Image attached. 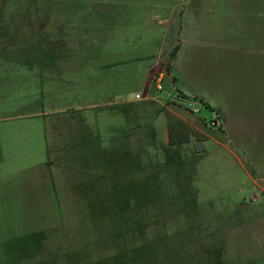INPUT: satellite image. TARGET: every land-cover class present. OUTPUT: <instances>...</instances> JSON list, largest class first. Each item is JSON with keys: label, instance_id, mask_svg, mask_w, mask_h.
I'll list each match as a JSON object with an SVG mask.
<instances>
[{"label": "rangeland", "instance_id": "obj_1", "mask_svg": "<svg viewBox=\"0 0 264 264\" xmlns=\"http://www.w3.org/2000/svg\"><path fill=\"white\" fill-rule=\"evenodd\" d=\"M146 102L205 150L171 152ZM123 239L264 264V0H0V264H117Z\"/></svg>", "mask_w": 264, "mask_h": 264}, {"label": "trees", "instance_id": "obj_2", "mask_svg": "<svg viewBox=\"0 0 264 264\" xmlns=\"http://www.w3.org/2000/svg\"><path fill=\"white\" fill-rule=\"evenodd\" d=\"M178 49H179V46H177L175 50L173 51V60H175L176 58V53ZM171 71H172L171 64H166V72L168 74L169 73L171 74ZM173 82L174 83L177 82V78L175 76L173 77ZM178 92L182 94V97L186 98V95L183 92L181 91H178ZM194 98H197V96H195ZM200 100L206 107L208 108L211 107L209 102H207L204 98H201ZM149 102H153V101L150 100ZM149 102H146V104L144 105V108H145L144 111H148L147 108L151 110V108L154 107ZM152 111L158 112V113L159 111H163L166 113V116L168 118V123H169V128L167 131V138H166L167 140L166 145H173L175 146L174 148L176 149L178 146L182 144L189 143L192 146H194L196 142L204 141L203 135L195 127H193L192 125H190L189 123H187L186 121L178 117L177 115L171 113L166 108L158 105L157 107L155 106L154 110ZM135 114L137 116L143 114V109L138 108ZM130 136L134 137V139H132L133 141L129 139ZM97 137L99 138L98 135ZM155 137H156V131L154 129L152 130L149 129L148 136H147V133L145 132V128L142 127L140 120H138V123L136 125L128 129L124 133L123 138L125 139L124 141H126V144L124 147H121L120 150L122 151L124 155H126V157L130 156L129 159H131V165L133 164L132 163V160H133L134 165H135L134 168L136 169L140 168L141 165L138 164L139 162L137 160L139 159L137 158H139L140 155L143 156L145 154L144 152L146 148L149 146H155V143H154ZM103 149L104 147L101 149L100 153H102ZM171 152L177 153L179 152V149H176L174 151L171 150ZM108 170L110 169L108 168L107 171ZM134 233L138 234L139 236H142L143 230L142 228L138 227V230L134 231ZM157 240H161V239L159 238ZM145 242L146 241H143L139 245H132V246H129L128 242L124 243L125 246L123 250L118 252L117 256L115 257L117 264H148L147 260L151 262L149 264H158V260H157L158 258L157 254H159L158 251L153 250L148 255L145 251L143 252ZM206 247L208 249L206 250L207 253H205V251L203 250V254L201 253V255L199 256L201 258L195 261V263L193 264H232L229 261H227V259L225 258L222 248L218 247L219 248L218 252L213 254L212 253L213 251H211V248H208V246ZM172 249L176 250L178 248L176 246L172 247V245H170L166 250H168V252L169 251L171 252Z\"/></svg>", "mask_w": 264, "mask_h": 264}, {"label": "water", "instance_id": "obj_3", "mask_svg": "<svg viewBox=\"0 0 264 264\" xmlns=\"http://www.w3.org/2000/svg\"><path fill=\"white\" fill-rule=\"evenodd\" d=\"M194 149L198 153L203 152L205 150L204 143L202 141L196 142L194 144ZM247 206H248V203H243V204L239 205V208H243V207H247Z\"/></svg>", "mask_w": 264, "mask_h": 264}, {"label": "built area", "instance_id": "obj_4", "mask_svg": "<svg viewBox=\"0 0 264 264\" xmlns=\"http://www.w3.org/2000/svg\"><path fill=\"white\" fill-rule=\"evenodd\" d=\"M161 78H162V74L160 75V77L158 78V80L161 81ZM158 86H159V88H161V85L158 84ZM141 96H142V95H141L140 93H137V94H136V99H137V100L141 99V98H142ZM150 98H151V97H150ZM194 110H195V111H198L197 108H195ZM216 120H218V119H216ZM212 123H213V124L219 123V120H218V121L213 120Z\"/></svg>", "mask_w": 264, "mask_h": 264}, {"label": "crops", "instance_id": "obj_5", "mask_svg": "<svg viewBox=\"0 0 264 264\" xmlns=\"http://www.w3.org/2000/svg\"><path fill=\"white\" fill-rule=\"evenodd\" d=\"M219 121H220V120H219ZM99 143L102 145L100 138L97 137V147H98V144H99ZM133 233H134V232H133ZM124 238H125V237H124ZM132 239H133V237H132ZM122 241H123V242H128L126 239H123ZM122 241H121V242H122ZM121 247H122V246H120V249H122ZM123 248H124V247H123ZM116 253H118V252H116Z\"/></svg>", "mask_w": 264, "mask_h": 264}]
</instances>
